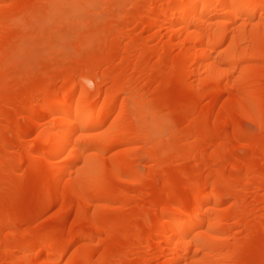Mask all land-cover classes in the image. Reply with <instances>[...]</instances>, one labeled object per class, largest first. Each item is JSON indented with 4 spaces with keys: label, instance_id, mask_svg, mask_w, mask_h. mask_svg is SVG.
Returning a JSON list of instances; mask_svg holds the SVG:
<instances>
[{
    "label": "bare ground",
    "instance_id": "bare-ground-1",
    "mask_svg": "<svg viewBox=\"0 0 264 264\" xmlns=\"http://www.w3.org/2000/svg\"><path fill=\"white\" fill-rule=\"evenodd\" d=\"M0 264H264V0H0Z\"/></svg>",
    "mask_w": 264,
    "mask_h": 264
},
{
    "label": "rangeland",
    "instance_id": "rangeland-1",
    "mask_svg": "<svg viewBox=\"0 0 264 264\" xmlns=\"http://www.w3.org/2000/svg\"><path fill=\"white\" fill-rule=\"evenodd\" d=\"M36 57H34V59L32 60V61H28L27 62V60H24V62H22L23 61V59H18V61H17V64H18V66L19 65H21V67L20 68H22V69H26L27 67V69L26 70H24V71H22V73L25 75V76H27L29 73H33L32 71H36L37 70V68H39L40 70L42 69V60H41V58H40V55L38 56V55H35ZM58 61V59H56V61L54 60V62L55 63H53V66L55 67V66H57L58 65V63H59V61ZM30 63V64H29ZM26 64H27V66H26ZM55 64V65H54ZM29 65V66H28ZM24 66V67H23ZM26 66V67H25ZM21 74V73H20ZM27 74V75H26ZM245 128L248 130V131H250V132H254L256 129L254 128V126H252V125H249V124H245Z\"/></svg>",
    "mask_w": 264,
    "mask_h": 264
}]
</instances>
